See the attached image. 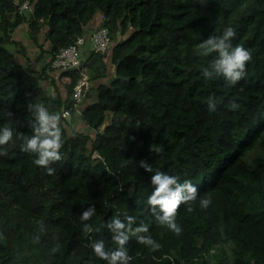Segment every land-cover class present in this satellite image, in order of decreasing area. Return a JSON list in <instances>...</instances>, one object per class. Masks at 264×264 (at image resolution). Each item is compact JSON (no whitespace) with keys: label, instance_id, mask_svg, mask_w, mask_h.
Segmentation results:
<instances>
[{"label":"trees","instance_id":"trees-1","mask_svg":"<svg viewBox=\"0 0 264 264\" xmlns=\"http://www.w3.org/2000/svg\"><path fill=\"white\" fill-rule=\"evenodd\" d=\"M24 1L31 8L21 11ZM24 22L37 47L42 37L47 41L41 71L17 59L27 49L10 48L18 46L13 32ZM100 26L112 39L103 53L89 39ZM226 27L235 30L233 47L252 57L234 86L222 75L206 79L203 69L215 54H197L201 42ZM79 37L87 38L83 67L93 87L76 103L81 67L54 70L51 63ZM50 76L59 79L51 80L55 93L43 83ZM232 102L239 109L231 110ZM29 103L60 116L62 159L51 165L53 175L34 164L35 154L21 151L19 134L32 135L35 124ZM4 126L13 129V142L0 156V264H106L90 243L102 239L115 250L106 225L126 215L135 219L133 229L147 224L142 235L161 245L153 252L130 237V264H264V0H0ZM157 171L198 190L194 210L184 204L178 210L179 236L155 220L147 203ZM203 198L212 201L207 209ZM90 206L96 214L81 221ZM84 223L94 231L85 235Z\"/></svg>","mask_w":264,"mask_h":264},{"label":"clouds","instance_id":"clouds-1","mask_svg":"<svg viewBox=\"0 0 264 264\" xmlns=\"http://www.w3.org/2000/svg\"><path fill=\"white\" fill-rule=\"evenodd\" d=\"M235 30L232 27H226L219 36L213 34L197 46L199 56L208 57L215 54L208 67L203 69V76L206 79H212L214 75H222L229 85H236L246 75L247 62L251 60L250 51L243 46L232 45L235 38ZM28 110L34 113L35 124L32 135L26 136L19 134L18 138L23 141L21 151L35 154L34 164L46 170L48 175H53L55 169L51 166L61 161L60 149L62 147V133L59 125L60 116L52 114L42 104L36 105L29 103ZM240 105L232 102L230 109L235 111ZM209 111L216 110V101L212 96L208 97ZM134 140L135 137H130ZM13 142V129L8 126L0 128V156H6L7 146ZM150 151L155 153L163 152L160 145H150ZM139 166L147 172H151V165L141 160ZM153 191L148 197L147 203L155 220L161 225L167 227L171 232L179 236L182 228L176 221L178 210L182 204L188 205L187 211L194 210L193 204L197 199L198 190L188 180L180 182L176 176L168 175L157 171L150 178ZM210 198L200 200V207L207 209L211 205ZM96 214L94 206H90L82 211L80 219L83 222L89 221ZM126 221V223L124 222ZM124 221L120 218H113L106 227L112 233V240L117 248L112 251L106 250L104 241L95 240L90 243V247L95 257L103 260L106 264H130L131 257L128 255L126 245L130 237H136L139 244L150 247L155 252L161 245L150 235L149 226L143 222L134 229L131 227L135 219L131 216H125ZM41 231H44L43 221L40 222ZM82 231L85 235L92 233L94 229L91 225L84 223ZM99 231V229H95ZM34 243L39 242V236L34 238ZM58 250V249H55ZM54 250V251H55Z\"/></svg>","mask_w":264,"mask_h":264},{"label":"built area","instance_id":"built-area-1","mask_svg":"<svg viewBox=\"0 0 264 264\" xmlns=\"http://www.w3.org/2000/svg\"><path fill=\"white\" fill-rule=\"evenodd\" d=\"M31 6L28 1H24L20 5L21 11H26L30 9ZM91 46L96 52H105L112 39L109 36V30L106 27L100 26L92 32L91 37ZM86 37H79L74 43L70 44L67 47H63L54 60L51 63V67L54 70H62L72 67H81L80 75L74 86L72 97L76 103L81 102L85 95L91 91L93 87V82L88 73L87 68L83 67L84 59L82 56L83 47L86 44ZM77 104H75V107ZM78 109V106L76 107ZM72 115L71 109H65L62 113V116L65 118H70Z\"/></svg>","mask_w":264,"mask_h":264},{"label":"rangeland","instance_id":"rangeland-1","mask_svg":"<svg viewBox=\"0 0 264 264\" xmlns=\"http://www.w3.org/2000/svg\"><path fill=\"white\" fill-rule=\"evenodd\" d=\"M28 23L27 22H24L22 24H20L15 30H14V36L13 38L15 40H17L19 42L18 46H16V44L12 43L11 45V50L16 53L17 52V49H27L25 50L26 53L23 54V53H19L17 55V59L19 61H24V63H26V65H30V67L32 68H36V67H39L40 63L43 62L41 64V66L43 67L44 64L46 63V59L49 57V55L45 54L44 56V60H42L41 62H38V58L41 54V49L45 50L47 49V41L42 37V46L39 48L37 47L32 41L31 39L29 38V36L27 35L28 33ZM41 57V56H40ZM29 63V64H28ZM52 92L55 93V90H54V87L52 86ZM51 91V90H50ZM75 125L77 127V129H81V130H84V131H87V129L83 126V123L81 121H77L75 122Z\"/></svg>","mask_w":264,"mask_h":264},{"label":"crops","instance_id":"crops-1","mask_svg":"<svg viewBox=\"0 0 264 264\" xmlns=\"http://www.w3.org/2000/svg\"><path fill=\"white\" fill-rule=\"evenodd\" d=\"M29 29V28H28ZM91 31H93V29L91 30ZM27 35L29 36V30H28V33H27ZM13 36H14V32H13ZM83 49H84V52L83 53H88V45L87 46H85V47H83ZM48 59H49V57L46 59V62L48 61ZM44 60V59H43ZM23 61V60H22ZM43 62H41L39 65V67H36L35 69L36 70H40L41 71V68H42V66H41V64H42ZM53 78H56V77H53V76H50V77H48V79L46 80V81H43V83H46L47 85H48V87H49V89L52 91V86H53V83H52V79ZM57 80H59L58 78H56Z\"/></svg>","mask_w":264,"mask_h":264},{"label":"water","instance_id":"water-1","mask_svg":"<svg viewBox=\"0 0 264 264\" xmlns=\"http://www.w3.org/2000/svg\"><path fill=\"white\" fill-rule=\"evenodd\" d=\"M140 80L142 79V77L139 78Z\"/></svg>","mask_w":264,"mask_h":264}]
</instances>
